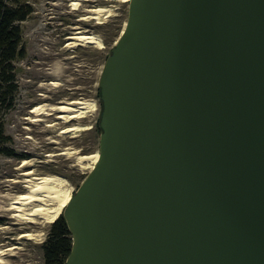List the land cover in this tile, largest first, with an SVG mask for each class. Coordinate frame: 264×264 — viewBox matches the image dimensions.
Segmentation results:
<instances>
[{
	"label": "water",
	"instance_id": "95a60500",
	"mask_svg": "<svg viewBox=\"0 0 264 264\" xmlns=\"http://www.w3.org/2000/svg\"><path fill=\"white\" fill-rule=\"evenodd\" d=\"M98 88L62 264H264V0H129Z\"/></svg>",
	"mask_w": 264,
	"mask_h": 264
},
{
	"label": "rangeland",
	"instance_id": "374dc122",
	"mask_svg": "<svg viewBox=\"0 0 264 264\" xmlns=\"http://www.w3.org/2000/svg\"><path fill=\"white\" fill-rule=\"evenodd\" d=\"M80 3L74 10L69 3ZM32 12L20 22L23 54L13 64L18 89L13 107L2 114L4 133L10 137L8 145L16 153H26L31 163L18 169L23 161L18 157L0 155V249L17 246L4 256L8 264H43V243L52 223L37 219V224L22 222L7 210L9 201L18 193L26 192L22 172L31 170L32 176L53 174L66 178L72 195L89 173L75 164L74 156L60 154L64 148L89 154L98 152L99 133L96 123L100 114L98 79L104 61L125 26L128 2L116 0H26ZM102 6L110 13L96 20H81L90 9ZM82 31L101 38L103 48L92 44L66 47L68 37ZM51 81L58 84L52 85ZM71 100L95 101L97 110L73 124L89 126L85 131L60 134L66 124L56 113L36 117L30 113L33 105H57ZM39 118L32 122L28 118ZM48 123H53L48 126ZM19 180L14 182L13 180ZM64 210V208H63ZM62 214V213H61ZM25 231L38 233L34 239L18 237Z\"/></svg>",
	"mask_w": 264,
	"mask_h": 264
},
{
	"label": "bare ground",
	"instance_id": "6f19581e",
	"mask_svg": "<svg viewBox=\"0 0 264 264\" xmlns=\"http://www.w3.org/2000/svg\"><path fill=\"white\" fill-rule=\"evenodd\" d=\"M121 2H128L129 0H116ZM70 7L74 10L80 6L79 2L72 1ZM89 14L83 16L81 20L87 21L89 19L96 20V23L101 24L99 16L104 15L106 17L111 9L98 6L88 10ZM69 41L65 44L66 47H75L77 45L92 44L96 48H103L102 40L99 36L94 34H86L82 31H76L72 36L68 37ZM50 84L57 85L55 81H51ZM97 110V103L95 101L84 100H71L57 105H49L47 103H38L31 107L30 113L36 117L40 115H48L50 113H56V118L62 123L63 126L59 133H69L73 131H85L89 126H82L79 124H73V121H80L87 116L88 112ZM32 122H36L39 118H28ZM53 123H48V126H52ZM60 154H69L74 156L75 164L83 169H92L93 165L98 159V152L84 154L78 151H70L68 148H64ZM31 162L29 160H23L18 165V169L26 167ZM25 178L22 180L26 192L16 194L8 203L7 210H11V216L26 223L37 224V219H43L46 223L54 222L62 213L63 208L69 202L72 196V188L69 181L61 176L53 174H45L41 176H32L31 170H25L22 172ZM14 182L19 180L15 179ZM38 233L31 231H25L18 237L25 239H34L38 236ZM17 246H10L4 249H0V264H8L4 260V256L10 251L16 249Z\"/></svg>",
	"mask_w": 264,
	"mask_h": 264
},
{
	"label": "trees",
	"instance_id": "16d2710c",
	"mask_svg": "<svg viewBox=\"0 0 264 264\" xmlns=\"http://www.w3.org/2000/svg\"><path fill=\"white\" fill-rule=\"evenodd\" d=\"M31 12L32 8L26 3V0H0V155L14 156L13 149L8 145L10 137L3 131L2 114L8 112L14 104V95L18 85L13 62L17 56L24 52L21 45L20 22L24 21ZM97 94L100 114L96 123V130L100 134L102 103L99 88ZM28 156V154H21L17 157L25 159ZM71 244V233L61 214L52 223L42 245L43 264H62L70 253Z\"/></svg>",
	"mask_w": 264,
	"mask_h": 264
},
{
	"label": "flooded vegetation",
	"instance_id": "af4514ba",
	"mask_svg": "<svg viewBox=\"0 0 264 264\" xmlns=\"http://www.w3.org/2000/svg\"><path fill=\"white\" fill-rule=\"evenodd\" d=\"M21 154H25V155H27L26 153H16V152H14V155L17 157L18 155H21Z\"/></svg>",
	"mask_w": 264,
	"mask_h": 264
},
{
	"label": "built area",
	"instance_id": "2783aa9c",
	"mask_svg": "<svg viewBox=\"0 0 264 264\" xmlns=\"http://www.w3.org/2000/svg\"><path fill=\"white\" fill-rule=\"evenodd\" d=\"M70 4V3H69Z\"/></svg>",
	"mask_w": 264,
	"mask_h": 264
}]
</instances>
